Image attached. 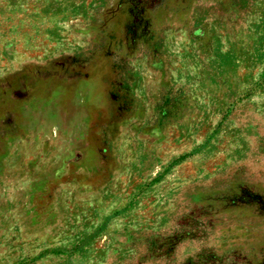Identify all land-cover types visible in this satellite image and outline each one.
Wrapping results in <instances>:
<instances>
[{"label":"rangeland","instance_id":"1","mask_svg":"<svg viewBox=\"0 0 264 264\" xmlns=\"http://www.w3.org/2000/svg\"><path fill=\"white\" fill-rule=\"evenodd\" d=\"M0 264H264V0H0Z\"/></svg>","mask_w":264,"mask_h":264}]
</instances>
